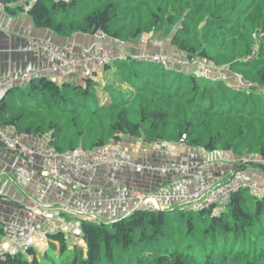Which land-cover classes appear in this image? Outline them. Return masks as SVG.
Wrapping results in <instances>:
<instances>
[{"label": "trees", "instance_id": "trees-1", "mask_svg": "<svg viewBox=\"0 0 264 264\" xmlns=\"http://www.w3.org/2000/svg\"><path fill=\"white\" fill-rule=\"evenodd\" d=\"M96 1L37 0L28 14L36 28L63 38L102 32L132 42L144 34L167 35L189 56L198 53L216 64L251 55L257 33L259 50L248 75L264 87V0ZM204 18L198 48L193 37ZM112 69L116 80L104 77L102 84L93 78L77 85L39 77L12 88L0 103V125L22 136L51 133L58 152L93 151L123 136L175 143L186 136L188 146L209 152L251 149L264 156V91L230 89L221 80H198L146 60L104 67ZM97 88H103L101 95ZM81 226L86 253L75 250L73 264H264V195L249 189L233 193L219 215L213 207L138 209L112 223L81 220ZM49 238L60 242L62 253L67 250L62 232ZM27 254L33 258L18 253L0 264H40L32 250Z\"/></svg>", "mask_w": 264, "mask_h": 264}, {"label": "crops", "instance_id": "crops-1", "mask_svg": "<svg viewBox=\"0 0 264 264\" xmlns=\"http://www.w3.org/2000/svg\"><path fill=\"white\" fill-rule=\"evenodd\" d=\"M36 1L18 0L17 4H7L6 0H0V79H13L15 81L13 88L26 87L35 78L48 77L42 72L43 69L52 66V61L43 55L33 53L30 50L32 42L49 44L74 55L96 54L103 50V54L108 56L128 55L144 58L148 54L174 50L169 45L166 47L162 42L153 40L152 33L144 34L132 42L114 40L102 32L76 33L70 38L60 37L52 30L35 27L28 11ZM8 6L16 12L8 11ZM18 7H23V10L17 11ZM172 70L180 71L177 68ZM25 74H29L30 77L23 78ZM114 74L113 69L105 72L103 67L93 66L91 78L102 84L104 77L109 82L115 81ZM62 79L63 83L78 85H83L85 80H88L83 77L80 70L64 71ZM11 89L7 87L0 89V103ZM1 128L8 133H16L14 127ZM23 137L33 148L45 150L51 147V133ZM185 139L179 143L152 142L143 137L123 136L119 143L122 152L138 163L150 162L157 165L189 163L198 166L204 172H210L218 182H224L234 174L226 165L228 159L225 158H228L229 154L222 155L203 148L190 147L185 143ZM97 150L84 152L86 161H93ZM42 166L43 162L39 156L19 157L10 152L0 140V246L24 237L31 229L37 236L32 251L40 262L42 257L48 258L51 251L56 257L62 253L60 242L49 238L50 235L61 232L62 220L112 223L138 209H148L153 203L161 210L197 209L195 203L186 199L197 189V181L193 178L139 174L127 168L114 171L104 166L94 175L82 173L75 180V184L67 190L53 186L45 190L48 181L39 175ZM17 168H23L32 181L26 185L20 184L16 177ZM136 193L144 194L147 202L145 204L140 202ZM39 204L41 210L55 215L54 220H45L41 216H37L36 219L28 217V210L36 208ZM65 239L67 245L65 252L72 253L80 249L86 253L84 239L73 240L66 236ZM24 255L33 258L27 253Z\"/></svg>", "mask_w": 264, "mask_h": 264}, {"label": "built area", "instance_id": "built-area-1", "mask_svg": "<svg viewBox=\"0 0 264 264\" xmlns=\"http://www.w3.org/2000/svg\"><path fill=\"white\" fill-rule=\"evenodd\" d=\"M30 50L38 55H43L52 61V66L43 69V74L57 84H62V72L80 70L83 77L90 79L93 76V66L105 67L117 61L128 60H146L165 66L167 69H187L192 66L196 68L193 75L202 78L200 60L196 57L189 56L186 52H160L157 54H148L144 58L135 56H108L103 54V50L96 54L86 53L83 55L70 54L65 50L56 49L53 46L41 42H32ZM40 75V74H39ZM29 74L23 78L27 79ZM15 81L13 79H0V89L13 88ZM0 140L4 146L12 153L19 157L39 156L42 159L43 166L39 175L48 181L44 187L48 190L51 186L60 190H67L75 184V180L82 173L96 174L102 167H110L114 171L121 169H130L135 173H148L152 175L169 176L177 175L180 177H189L197 181L195 192L187 196V200L196 204L197 209L214 208L215 214L219 215L228 205L233 193L240 189H249L257 191L264 195V189L257 188L251 182L242 177H231L224 182L216 181V178L210 172H204L198 166L189 163H180L175 165H157L154 163H138L128 158L121 150L120 143L99 148L93 161L88 162L85 159L84 152L81 150H70L67 152H58L50 147L45 150L36 149L29 146L22 135L18 133H8L0 126ZM16 177L20 184L26 185L32 181L31 177L23 168H17ZM138 200L146 203L147 198L142 193L135 194ZM148 209L161 210L160 207L153 203ZM27 215L31 219L41 216L45 220H54L55 215L52 212H44L40 209V204L33 209H29ZM61 232L70 239H83L81 220L73 222L61 221ZM37 241L35 231L29 229L22 238L12 240L7 244L0 246V259L7 256H13L18 253H27L32 250Z\"/></svg>", "mask_w": 264, "mask_h": 264}, {"label": "rangeland", "instance_id": "rangeland-1", "mask_svg": "<svg viewBox=\"0 0 264 264\" xmlns=\"http://www.w3.org/2000/svg\"><path fill=\"white\" fill-rule=\"evenodd\" d=\"M98 2L99 0L96 1V3ZM185 15H183L182 19L179 22L183 23L185 19ZM206 21L207 20L204 18V20L200 23L199 27L197 28L198 34H195L193 37V40L194 39L197 40L198 48H200L199 32L201 33L203 31L206 25ZM178 23L176 24V26L178 25ZM182 23H181V26H182ZM181 26L178 28V30L181 28ZM175 28H174V31H175ZM153 40H158L159 42H162L164 46L166 47H168V45L173 47L174 48L173 52H178V53L184 52L183 50H180L176 48L175 46H173L172 37H167V35H162V34L153 35ZM252 40H253L252 54L247 57L239 56L231 63L216 64L212 61L201 58L200 54L198 55V53L195 54L193 57L198 58L200 62H202L200 69L204 75L202 78H198V80H208V79L214 80V81L221 80L230 89L250 92L249 89H251L252 87H257L258 90L263 92L264 87L259 88L256 82H252L253 77L251 75H248V72L250 73V70H252V67L250 64H252V61L254 60L255 53H257L259 50L260 41L257 36V33H254L252 35ZM165 53H172V52H165ZM240 63L247 64L246 71L243 69L237 68L238 65H240ZM194 67L195 66H192L187 69H180V71L192 76L194 70L196 69ZM73 84H77V83H73ZM102 89L103 88H100V90H98L97 88V93L99 95L102 94L103 92ZM105 103L106 101L104 102V104ZM216 152L222 155L229 154V157L225 159H228L226 160L227 161L226 165H228L230 168V171L234 173L232 174L231 177H236V176L242 177L248 182H251L257 188L264 189V156L261 155L260 151L245 149L243 152L239 154H236L234 152L221 151V150L216 151ZM252 192L257 194L258 196L262 195L261 193L257 191H252ZM48 255H49L48 258L42 257L41 258L42 262L40 261L38 262L40 264H73V260L75 258L74 252L72 253L64 252V253H61L60 256L56 257L54 253H52L51 251L49 252ZM24 258L31 260V258H29L27 255H24ZM35 258H36V255H35Z\"/></svg>", "mask_w": 264, "mask_h": 264}, {"label": "water", "instance_id": "water-1", "mask_svg": "<svg viewBox=\"0 0 264 264\" xmlns=\"http://www.w3.org/2000/svg\"><path fill=\"white\" fill-rule=\"evenodd\" d=\"M181 23H182V22H179V23H178V25H177L176 28H175V31L178 30V28L181 26ZM185 138H186V136H185Z\"/></svg>", "mask_w": 264, "mask_h": 264}]
</instances>
